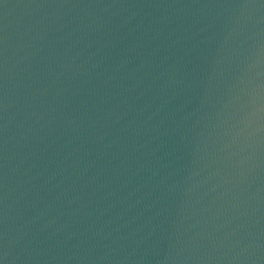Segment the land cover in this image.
<instances>
[{
    "label": "water",
    "instance_id": "obj_1",
    "mask_svg": "<svg viewBox=\"0 0 264 264\" xmlns=\"http://www.w3.org/2000/svg\"><path fill=\"white\" fill-rule=\"evenodd\" d=\"M0 264H264V0H0Z\"/></svg>",
    "mask_w": 264,
    "mask_h": 264
}]
</instances>
